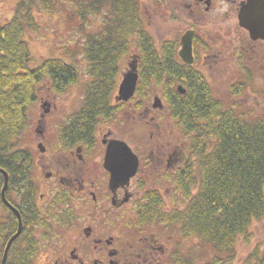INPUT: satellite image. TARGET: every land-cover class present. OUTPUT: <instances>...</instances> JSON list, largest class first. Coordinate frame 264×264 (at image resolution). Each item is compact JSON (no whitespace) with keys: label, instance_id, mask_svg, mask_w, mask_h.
<instances>
[{"label":"flooded vegetation","instance_id":"af4514ba","mask_svg":"<svg viewBox=\"0 0 264 264\" xmlns=\"http://www.w3.org/2000/svg\"><path fill=\"white\" fill-rule=\"evenodd\" d=\"M247 1L149 0L147 4L138 0V15L142 22L145 15L148 29L165 6L174 20L183 23L172 39H155L159 51L173 40L176 54L167 60L174 61L173 75L181 79L173 87L156 90H208L205 117L197 119L204 124L227 121L228 113L240 121L244 108L256 121L260 115L264 118V39L252 38L240 24L239 14ZM102 23L103 16L95 32ZM186 31L192 35V62L179 55ZM132 47L130 52L128 47L121 50V78L131 61L140 78L141 51L135 43ZM242 90L254 91L248 105L243 104ZM66 92L37 90L36 100L42 107L45 104V112L35 123V145L20 154V161L29 165L16 169L10 189L6 188L9 204L3 199L4 183L0 185V264L10 238L20 227L16 210L22 228L6 258L7 262L11 255L13 264H211L210 257L201 254L210 248L186 231L181 217L190 201L186 176L195 160L189 143L200 137L173 133L181 124L178 117L171 116L167 103L153 107L139 102L134 111H143L131 114V125L147 126L149 133L130 135L129 108L136 93L127 100L118 99V86L110 99L113 109L108 116L90 121L88 131L62 134L69 116L82 106V90L78 108L57 122L58 132H51L44 123L54 103L51 95L61 98ZM157 110L163 118H155ZM141 120L145 123L140 124ZM80 121L78 126H82ZM116 140L131 146L138 167L128 180L111 185L106 155L109 143ZM211 143L209 139L208 149ZM113 163L124 170L129 160L116 156ZM194 189L192 186L190 192Z\"/></svg>","mask_w":264,"mask_h":264},{"label":"trees","instance_id":"16d2710c","mask_svg":"<svg viewBox=\"0 0 264 264\" xmlns=\"http://www.w3.org/2000/svg\"><path fill=\"white\" fill-rule=\"evenodd\" d=\"M74 1L76 9L68 10V22L79 17L78 29L84 37L81 35L76 42L81 56L67 51L71 61L45 57L34 65L25 39L26 33L41 28L35 10L42 8L52 14L65 8L61 0H18L12 18L0 19V168L9 173V189L16 169L29 165L20 161V154L31 149L24 145V135L31 121L30 105L37 99L41 82L62 93L84 79L82 106L69 116L62 132L75 136L88 131L90 121L108 116L113 109L110 99L118 83L121 50L128 47L132 51L133 43L139 46L142 56L136 89L139 103L141 96L148 99L157 88L173 87L181 80L173 75L174 61L167 60L176 54L173 40L163 44V51L157 49L145 15L143 22L138 15V0ZM93 14L103 16L97 32L88 31L86 26ZM159 91L171 116L178 117L181 131L200 137L189 143L195 160L191 174L186 176L187 185H191L185 189L190 201L181 211L186 231L210 248L201 254L210 257L211 264H234L239 240L250 243L253 222L264 218V118L260 115L256 121L244 108L240 121L228 113L227 121L204 124L197 119L205 117L208 90H187L185 94L179 90ZM195 120L199 123L194 124ZM79 121L82 126L77 125ZM209 139L212 143L208 149ZM4 178L0 170V185ZM192 186L194 193L190 192ZM6 264H13L11 255ZM243 264H264V240L249 252Z\"/></svg>","mask_w":264,"mask_h":264},{"label":"rangeland","instance_id":"374dc122","mask_svg":"<svg viewBox=\"0 0 264 264\" xmlns=\"http://www.w3.org/2000/svg\"><path fill=\"white\" fill-rule=\"evenodd\" d=\"M18 0H0V19L2 21H7L8 19L12 18V16L15 13V6ZM64 3L65 8H60L59 11H55L54 13H47L45 12V9L35 10V14L37 17V20L41 23V28L39 30H31L29 33L25 34V39L29 41L30 49L32 53V63L34 65L41 62V60L45 57H58L63 58L66 61H71V57L69 54H67V51L70 49L76 53V56H81V51L79 47H76V42H78L79 38L82 35V31L78 29V24L81 20L79 17H76L73 22L70 24L68 22V10L76 9L74 7L75 1L74 0H61ZM149 0H146L145 3L148 4ZM150 6V5H149ZM63 9V10H61ZM163 10V14L159 17L158 15L154 17L153 22L151 26L149 27L150 32L156 39V41H160L162 39L166 38H173L178 32L181 30L183 23L179 20H174V16L172 14L170 15V10L165 6ZM102 21V15H90L89 19L86 20V26L88 27V31H95L98 29L100 23ZM74 23V24H73ZM73 24V26H71ZM82 35V39H83ZM69 46L70 48H68ZM83 61V60H82ZM81 67L84 70L85 69V63H81ZM245 77H247L245 75ZM120 76L118 77V83L117 86H119L120 83ZM82 79L80 82L72 84L68 90L67 94L65 96H62L61 98L58 95H51V100L55 103H51L50 111L46 115V118L44 120V123L48 128H50L51 132H55L58 130L59 126L57 124L58 121H62V118H65L67 114L74 112L76 108H78L81 96H82V90H83V81ZM38 90H52L51 88H48L47 85L44 82L40 83V86L38 87ZM159 89V88H157ZM226 92H232L234 90H223ZM243 91V104L248 105V102L252 99V94L254 93L253 90H242ZM161 93V91H157ZM156 92H154L150 98L143 100V96L140 97V94H137V98H142L141 103H144L146 105H152L153 103V96ZM163 96V94H162ZM164 101L165 98L163 97ZM140 100V99H139ZM140 101H137L136 99L130 103V125H129V131L128 133L130 135H143L144 133L148 134L149 129L147 126L142 125L139 128L133 127L131 124L133 122V118L131 117V114L139 115L138 111L140 109H137L134 111L133 107H137V103ZM63 104V105H62ZM58 105V109L54 108ZM65 106V109L63 108ZM143 107V106H142ZM141 107V108H142ZM45 112L44 108L41 105V102L39 100H36L30 105L29 115L31 117L30 125L28 126L26 133L24 135L25 137V143L24 145L28 144L31 148H33V145H35V137L36 133L34 130L35 123L37 118H39L41 112ZM140 111H143L141 109ZM161 111L157 110L155 113V118H163L157 113H160ZM138 117V116H137ZM171 119V118H169ZM143 120V117H142ZM138 121L140 124H143L145 122ZM58 132V131H57ZM60 132V131H59ZM183 132V131H182ZM181 127L176 128V130L173 131L174 134H182ZM251 230L254 232V235L252 237V240L250 243L244 242L242 239L239 240L238 243V260L234 262V264H243L244 258L249 254L251 250H253L256 245L264 240V218L262 220H255L252 224ZM209 248V247H206ZM209 250L206 249L205 252ZM202 251V250H201ZM212 253V251L210 252Z\"/></svg>","mask_w":264,"mask_h":264},{"label":"water","instance_id":"95a60500","mask_svg":"<svg viewBox=\"0 0 264 264\" xmlns=\"http://www.w3.org/2000/svg\"><path fill=\"white\" fill-rule=\"evenodd\" d=\"M240 24L250 31L251 37L254 39L263 38L264 39V0H248L243 6L239 14ZM182 47L179 50V55L186 61L192 62V35L191 32L186 31L182 35L181 39ZM129 69L123 74L122 80L119 84V94L118 99L127 100L131 98L137 88L139 73L134 62H130ZM182 89V85H179ZM181 93H185L186 90H179ZM154 107H162L163 102L161 97L156 95L153 102ZM46 111L48 109L46 108ZM116 156L123 157L129 160V164L124 170H120L114 167L113 161H115ZM109 162H111V165ZM107 167L112 171L111 185H117L122 180H128L131 176L135 174L138 167V158L132 148L128 145L127 142L123 140L111 141L107 147L106 155ZM5 173V184L3 187V199L9 204L5 191L8 185V173L2 169ZM16 213L19 218L20 227L19 230L10 238L7 247L5 249L2 264H5L7 253L10 248V245L14 239L19 235L22 228L21 215L16 210Z\"/></svg>","mask_w":264,"mask_h":264}]
</instances>
